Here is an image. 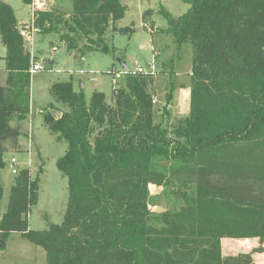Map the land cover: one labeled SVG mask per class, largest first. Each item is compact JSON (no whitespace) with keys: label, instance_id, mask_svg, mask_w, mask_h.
I'll list each match as a JSON object with an SVG mask.
<instances>
[{"label":"trees","instance_id":"trees-1","mask_svg":"<svg viewBox=\"0 0 264 264\" xmlns=\"http://www.w3.org/2000/svg\"><path fill=\"white\" fill-rule=\"evenodd\" d=\"M182 1L190 6L185 14L161 13L177 51L192 47L189 115L175 124L156 122L157 111L169 115L173 90L157 108L154 77L129 70L112 104L103 92L87 100L73 82L55 83L51 95L68 110L51 105L44 119L68 143L57 163L68 179L66 214L59 225L30 229L41 181L21 169L0 216V250L19 234L45 250L47 264H256L253 255L264 252V0ZM126 11L122 0H72L68 13L51 4L37 9L35 25L40 34L58 33L83 57L107 54L114 50L105 34ZM151 14L144 12V22ZM21 25L0 0L7 51L0 168L7 143L18 147L19 123L30 112L32 60ZM152 186L184 205L154 213ZM3 193L0 182V200ZM225 238H257L261 246L225 257Z\"/></svg>","mask_w":264,"mask_h":264},{"label":"rangeland","instance_id":"rangeland-1","mask_svg":"<svg viewBox=\"0 0 264 264\" xmlns=\"http://www.w3.org/2000/svg\"><path fill=\"white\" fill-rule=\"evenodd\" d=\"M4 1L12 5L19 19L28 20L23 24L29 23L32 19L34 7L44 8L38 0H32L31 5L25 4L22 0ZM47 2L64 13H68L72 7V0ZM122 2L127 5L125 16L114 26L111 25L104 37L114 52L107 54L92 52L83 57L78 51H69L58 33L35 35L33 56L35 63L41 64L44 70L32 74L29 87L30 112L26 119L21 121L22 135L18 147L7 143L5 167L0 168V182L4 189L0 200V216L8 208L11 188L16 177L12 172L14 169L12 160L16 159L19 171L29 168L31 177L40 178L41 181L38 202L32 207L29 215L30 229L47 230L50 224L59 225L64 220L69 197L68 179L58 169L57 163L66 152L68 143L64 140L59 141L58 136L49 130L44 119V114L49 111L51 105L58 107V110H68L57 103L51 95L50 88L55 83L73 82L75 91H83L87 100H90L95 91L103 92L107 96V102L112 104L114 82H117V87H123L126 83V74L120 63H125L130 72H135L136 63L146 65L154 59L158 67V73L153 81L157 108L166 105L167 94L173 90L172 102L168 106L169 115L157 111L155 121L175 124L189 115L192 47L185 44L181 51H177L174 37L164 31L167 28V20L161 10L165 9L178 17L185 14L190 6L182 0H122ZM146 10H151L152 14L147 15L144 22L143 14ZM120 29L125 31L120 32ZM5 53L6 47L2 44L0 36V55ZM6 82L7 72L4 61L0 59V86H5ZM15 122L17 123V120L11 125L15 126ZM163 191L161 187H151L153 196L151 210L154 213L175 211L184 205L183 200L166 195ZM222 242H224L222 253L225 257L251 253L261 246L257 238L247 240L225 238ZM254 256H257V259H264L261 253H255ZM258 260L256 264L259 263ZM0 264H47L46 252L21 235L12 234L7 241L6 249L0 250Z\"/></svg>","mask_w":264,"mask_h":264},{"label":"built area","instance_id":"built-area-1","mask_svg":"<svg viewBox=\"0 0 264 264\" xmlns=\"http://www.w3.org/2000/svg\"><path fill=\"white\" fill-rule=\"evenodd\" d=\"M38 2H39V0H38ZM36 10L37 9L34 7V10L32 12V19L29 21V23L22 24L20 27L21 35L25 38L27 45H28V48H29V52L31 54V60H32V64H31V68H30L31 74H34V73H37V72L44 70V68L41 64L35 63V59L33 56L34 55L35 35L41 33L40 29L37 28V26L35 25V11ZM134 73L154 77L158 73V67H157L154 59L151 62L147 63L146 65H140V64L136 63V70ZM116 84H117V82L115 81L114 82V88L117 87ZM153 103L155 104L156 100H153ZM12 164L14 166V169L12 172H13V174L17 175L19 173L17 160L13 159Z\"/></svg>","mask_w":264,"mask_h":264},{"label":"crops","instance_id":"crops-1","mask_svg":"<svg viewBox=\"0 0 264 264\" xmlns=\"http://www.w3.org/2000/svg\"><path fill=\"white\" fill-rule=\"evenodd\" d=\"M2 1H4V0H2ZM46 1V5L44 6V8L43 9H47L49 6H50V4H48V2H47V0H45ZM4 2H6V3H8L11 7H12V5L9 3V2H7V1H4ZM13 8V7H12ZM38 9H40V8H38ZM42 9V8H41ZM14 10V9H13ZM14 12H15V10H14ZM15 14H16V12H15ZM16 17H17V14H16ZM17 20H18V22H19V25H21V24H23L24 22H26V21H28V20H24V19H19L18 17H17ZM6 53H7V51H6ZM6 53L4 54V55H0V59L2 60V61H4V68H5V60H4V58H5V56H6ZM7 72V71H6ZM187 90H190V89H187ZM106 95V94H105ZM58 108V107H57ZM15 121V120H14ZM16 123V122H15ZM18 124V121H17V123L15 124V126ZM20 125H21V122L19 123ZM21 133H22V130H21ZM19 143H20V140H19ZM21 145V144H20ZM223 241V240H222ZM223 243L224 242H222V247H223ZM264 248V247H263ZM223 250V249H222ZM258 254H260V253H258ZM263 254V255H262ZM261 256H264V253H261ZM257 256H254L253 255V258L254 259H256L255 260V263H257V260L259 261V263L258 264H264V259H260V258H256ZM258 257H260V255L258 256Z\"/></svg>","mask_w":264,"mask_h":264},{"label":"water","instance_id":"water-1","mask_svg":"<svg viewBox=\"0 0 264 264\" xmlns=\"http://www.w3.org/2000/svg\"><path fill=\"white\" fill-rule=\"evenodd\" d=\"M39 4H42V5L45 6L47 3H46L45 0H39ZM120 64H121V66L123 67V70H124L125 72H127V71L129 70V69L127 68V66H126L125 63L121 62Z\"/></svg>","mask_w":264,"mask_h":264}]
</instances>
